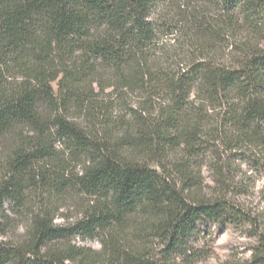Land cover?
I'll list each match as a JSON object with an SVG mask.
<instances>
[{
  "label": "trees",
  "instance_id": "trees-1",
  "mask_svg": "<svg viewBox=\"0 0 264 264\" xmlns=\"http://www.w3.org/2000/svg\"><path fill=\"white\" fill-rule=\"evenodd\" d=\"M263 41L264 0H0V237L35 201L0 264H192L210 227L248 224L229 200L189 197L188 168L209 137L264 151ZM96 106L139 107L95 124ZM66 192L90 202L61 227L47 199ZM251 237L232 264H264V231Z\"/></svg>",
  "mask_w": 264,
  "mask_h": 264
},
{
  "label": "rangeland",
  "instance_id": "rangeland-1",
  "mask_svg": "<svg viewBox=\"0 0 264 264\" xmlns=\"http://www.w3.org/2000/svg\"><path fill=\"white\" fill-rule=\"evenodd\" d=\"M171 8L178 10L176 4H173ZM96 107L93 121L99 124L105 121L116 122L121 117L127 116L128 110L139 106ZM215 114L216 112L207 113L212 116ZM73 120L81 126L90 125L84 118L73 117ZM214 140V137L205 139L206 148L198 157H193L189 161L188 171L192 173L194 181L187 185L190 186L188 195L200 200L217 198L229 200L242 208L250 221L242 227H210L207 231L210 234L209 239L200 240L194 245L201 249L205 258L201 261H193L192 264H232L247 260L254 246L252 234L255 230L264 231V151L262 149L255 151L254 155L257 158L253 161L251 158L254 151L250 153L244 148L230 151L223 143ZM10 145L11 143L3 140L0 152L2 149L10 148ZM62 146L60 143L55 145V149L59 152L58 157L65 160L66 165L74 166L71 165L70 153ZM79 169L77 164L75 172ZM47 198L41 195L36 196V212ZM47 202L53 206L55 225L65 227L81 219L90 200L66 192L62 198L47 199ZM34 203L35 201H29L28 208L19 211L18 215H12L7 211V215L14 220V228L6 236H1L0 240L21 242L24 239L28 216L35 210L32 206ZM70 244L90 249L95 253L101 250L98 237L81 239L76 236L71 238Z\"/></svg>",
  "mask_w": 264,
  "mask_h": 264
}]
</instances>
